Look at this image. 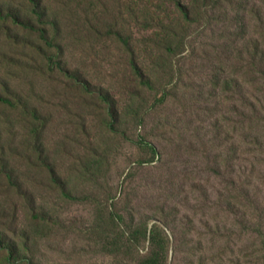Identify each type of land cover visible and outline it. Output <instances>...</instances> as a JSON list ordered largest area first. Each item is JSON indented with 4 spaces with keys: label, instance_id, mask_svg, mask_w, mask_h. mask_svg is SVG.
<instances>
[{
    "label": "rangeland",
    "instance_id": "obj_1",
    "mask_svg": "<svg viewBox=\"0 0 264 264\" xmlns=\"http://www.w3.org/2000/svg\"><path fill=\"white\" fill-rule=\"evenodd\" d=\"M183 1L0 0V264H264V0Z\"/></svg>",
    "mask_w": 264,
    "mask_h": 264
},
{
    "label": "trees",
    "instance_id": "obj_2",
    "mask_svg": "<svg viewBox=\"0 0 264 264\" xmlns=\"http://www.w3.org/2000/svg\"><path fill=\"white\" fill-rule=\"evenodd\" d=\"M33 1L35 2L37 6L38 4L36 0H33ZM174 5H175L176 20L179 26L181 24H191L192 22L195 21V19L199 15L200 11L197 10L195 6H193L192 2L190 1L184 2L183 0H175ZM38 32L40 33V37L49 44L46 38L45 30L40 29ZM120 39H122L121 36H120ZM124 42L128 44L127 40H124ZM179 42H180L179 40H177V42H173V41L169 42L167 46V51L168 52L174 51V46L178 45ZM251 65L253 69H255L254 73L256 72L258 73L257 76H255L254 81H253L254 83L257 84V87H258L256 94L263 95L264 97V43L256 39L253 45V55L251 56ZM132 67L138 76L144 77L141 69L139 68V66L137 65L135 61L132 63ZM241 100L243 101L241 105L242 106L241 107V117H244L246 114L245 105L247 104L250 107L249 113L254 115L253 117L254 119L255 117L256 118L261 117V119L264 120V116L263 117L261 116V113L264 114V106L259 103L260 100L258 98H254V102H251L249 97H247L245 93L243 94L241 93ZM263 103H264V100H263ZM257 128L258 126L256 127V130H254L253 134L249 133L252 130L251 128H249V130L245 132L247 133L245 134V137L247 135V137L251 138L250 140H248V142H245V143L250 144L252 146H258V148L261 149L260 153H264V140H263L264 131L258 132Z\"/></svg>",
    "mask_w": 264,
    "mask_h": 264
}]
</instances>
